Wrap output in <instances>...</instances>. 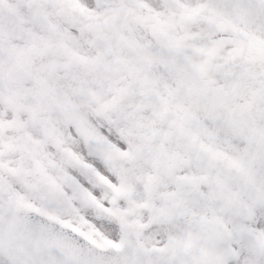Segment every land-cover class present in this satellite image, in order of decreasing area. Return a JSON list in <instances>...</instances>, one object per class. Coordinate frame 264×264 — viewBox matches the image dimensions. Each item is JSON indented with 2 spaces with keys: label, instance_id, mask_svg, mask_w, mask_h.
<instances>
[{
  "label": "snow or ice",
  "instance_id": "6c2138e0",
  "mask_svg": "<svg viewBox=\"0 0 264 264\" xmlns=\"http://www.w3.org/2000/svg\"><path fill=\"white\" fill-rule=\"evenodd\" d=\"M0 264H264V0H0Z\"/></svg>",
  "mask_w": 264,
  "mask_h": 264
}]
</instances>
